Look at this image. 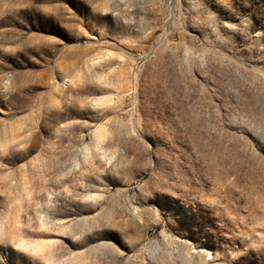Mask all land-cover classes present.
<instances>
[{"label": "rangeland", "instance_id": "rangeland-1", "mask_svg": "<svg viewBox=\"0 0 264 264\" xmlns=\"http://www.w3.org/2000/svg\"><path fill=\"white\" fill-rule=\"evenodd\" d=\"M0 264H264V0H0Z\"/></svg>", "mask_w": 264, "mask_h": 264}, {"label": "bare ground", "instance_id": "bare-ground-1", "mask_svg": "<svg viewBox=\"0 0 264 264\" xmlns=\"http://www.w3.org/2000/svg\"><path fill=\"white\" fill-rule=\"evenodd\" d=\"M203 252H205V250Z\"/></svg>", "mask_w": 264, "mask_h": 264}]
</instances>
